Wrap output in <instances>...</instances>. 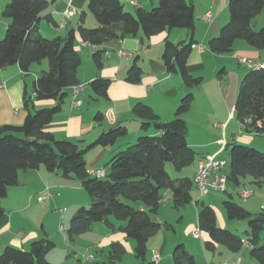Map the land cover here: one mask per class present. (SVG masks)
Returning <instances> with one entry per match:
<instances>
[{
	"label": "trees",
	"instance_id": "1",
	"mask_svg": "<svg viewBox=\"0 0 264 264\" xmlns=\"http://www.w3.org/2000/svg\"><path fill=\"white\" fill-rule=\"evenodd\" d=\"M229 20L216 37L208 41L210 53L220 55L232 52L236 41L264 50V24L257 30L251 26L264 9V0H229ZM86 14L96 22L95 27L85 26ZM8 20L4 37L0 40V69L17 65L27 75L31 66L46 60L47 70L41 71L32 83V96L24 93V109L27 114L21 126H0V220L3 217L1 201L7 189L17 184L18 173L43 167L48 172L59 171L66 179L77 180L91 200L89 208L80 207L74 213L66 230L67 239L89 231L94 223H103L111 229L109 219L124 223L120 229L126 239L134 241L136 259H144L147 243L162 228L172 230L168 224L160 225L151 216L157 212L161 191L171 193L173 207L178 209L191 200L193 181L188 178L173 179L167 173L166 163H171L176 172L192 165L194 150L186 142V123L182 116L188 112L193 95L188 92L180 101L175 117L161 122L152 109L137 103L132 115L140 121V135L134 144L119 151L107 164L104 179L88 173L85 154L95 146L108 147L125 136L124 127H113L100 134L85 149L75 142L56 140L47 127L61 112L72 87L78 85L77 72L81 58L75 50L76 36L94 48L92 61L96 69L102 68L104 50L97 49L109 41L125 37H136L139 33L145 40L170 29L191 30L194 22L192 0H157L150 10L137 8L126 12L120 0H88L86 12H82L76 30H70L65 37L46 38L37 30V24L44 18L52 24L45 0H10L1 12ZM191 43L177 47L165 40L162 62L168 73H178L183 85L192 89L201 84V78L192 77L187 70ZM142 75L136 62L127 71L125 81L138 84ZM109 81L93 80L89 87L96 99L107 100ZM54 101L50 108L36 109L34 102ZM234 116L242 132L255 136L264 135V65L246 69L240 82L234 102ZM94 120L100 123L103 114L97 112ZM152 128L158 135H146ZM249 177L264 190V153L253 148L231 144L229 146L228 185L235 189L242 179ZM222 206L228 220H246L249 232L245 240L230 231L218 228L215 212L209 206H201L197 214L199 231L209 237L204 243L207 251L222 246L231 253H237L246 245L249 257L256 264H264V215L250 214L227 195ZM198 202V201H197ZM54 248L47 239L31 243L28 251L7 246L0 253V264H50L46 255ZM126 250L123 244L113 242L109 253L122 256ZM173 264H195L194 257L182 244L172 253ZM109 264H116L110 261Z\"/></svg>",
	"mask_w": 264,
	"mask_h": 264
},
{
	"label": "crops",
	"instance_id": "2",
	"mask_svg": "<svg viewBox=\"0 0 264 264\" xmlns=\"http://www.w3.org/2000/svg\"><path fill=\"white\" fill-rule=\"evenodd\" d=\"M9 1L0 0V38L4 36L8 25V20L2 18L1 12ZM45 1L48 3V13L51 15L53 23L50 24L42 18L37 24V30L46 38H63L68 31L76 30L80 15L82 12H86L88 2V0ZM228 1L192 0L194 22L191 30L170 29L148 40H145L139 33L136 37H125L118 41H109L103 44L97 48L104 50L102 68L99 70L96 69L92 61L94 48L83 43L76 36L75 50L81 58L77 79L78 85L84 86L77 93L81 106L79 108L71 107V93H69L61 112L53 118L47 127V131L52 133L56 140L75 142L83 150L92 144L100 134L110 128L119 126L126 129L125 136L119 138L113 145L108 147L95 146L86 152L85 161L90 176L105 177L107 164L110 160L119 151L130 146L135 138L143 135L140 130V121L132 115V108L135 104L143 103L149 106L161 122H169L174 119L175 111L181 99L188 92L193 95V102L188 112L182 116V119L186 123V142L195 152L194 162L189 167H192L194 172L192 178H190L185 173L186 169H183L173 179L188 178L193 181L198 163L206 156L225 160L221 157V153L234 142L244 145L254 143L255 136L241 135L242 131L234 116L237 83L241 82L240 79L243 77L238 73H234L233 77H228L230 76L228 75V61L231 60V57H225L223 54H212L207 49L208 41L216 37L220 29L229 20ZM120 2L124 10L127 9L126 12L129 13L131 11L135 12L137 8L148 10L157 4V0H120ZM67 11L72 13L70 18L66 16ZM206 13L211 16L209 23L204 21ZM263 14L264 9L254 20H257ZM254 20H252L251 26L254 30H257L253 26ZM84 24L87 27L96 26V22L88 14H86ZM165 40L177 47L191 43L203 48L201 52L191 48L187 60L188 73L194 78H201L199 86L188 89L183 85L178 73L167 72L162 62ZM245 44L241 41L234 43L230 54H233L236 60L241 56L245 57L242 59L252 62L264 59L263 53H258ZM133 62H136L142 71L140 82L134 85L125 81L127 71ZM207 68H210L212 73L218 71L217 76L204 77ZM32 70L33 66H31L29 74ZM41 71H44V69ZM27 75H24L17 65L0 69V126L19 127L23 124L27 114L24 109V93L27 92L28 88ZM38 75L35 74V79ZM97 78L109 81L107 100L96 99L89 87V84ZM209 83L211 84L209 85ZM54 104V101L36 102L35 108H50ZM97 112L103 114V120L100 123L94 120ZM222 113H224V116H222ZM208 115H211V117L208 118ZM145 134L158 135L152 128L148 129ZM253 147L259 149L256 145ZM96 171H103V174L97 176L95 175ZM68 181L74 182L73 185H69ZM245 183H249L247 186L256 187V191L248 192L247 203L240 206L250 214L264 215V193L262 188L257 187L247 177L241 180L237 188L240 191L246 190ZM75 184L78 183L72 179L64 178L59 171L48 172L43 167L19 172L17 184L7 189V195L1 201L3 217L0 220V253L7 246L28 251L34 241L47 239L53 242V235L57 226L67 230L74 211L83 205L91 204L89 197H84V200L78 201L74 195L69 194L76 188H80L79 185ZM45 194L46 199L39 202L38 197ZM253 196L254 199H252ZM239 200L241 199L239 198ZM60 202H63L61 204L67 205L68 208L70 207V211L65 207L63 209L67 211L60 214L51 211V220L45 223L49 210L61 205ZM209 207L215 208V206ZM250 207L259 208L260 212L255 214L251 212L253 210ZM35 218L43 223L39 229L37 228V222H35V226L32 224ZM109 221L112 224L111 229L103 223H94L88 232L75 237L72 241H65V238L63 240L62 237L63 244L65 241V249L61 257L63 264H72L73 260H76L77 264H81L83 261L91 262L93 258L90 254L86 257L83 254L80 255V247L82 246L87 245L89 247L87 248L88 251H91L90 248L94 245L102 246L105 244L104 246H110L113 242L125 243L126 238L120 230L124 223L113 219H109ZM161 236L152 237L148 240V253L146 252L149 256L148 264H154L152 261L154 252H157L160 256L157 264L162 262L173 264L170 258H172L173 250L177 246L176 243L179 242L167 244V235L162 234ZM199 237L200 244L186 246L182 243L185 250L194 257L195 264H198L195 251L202 258L201 264H256L249 257L248 247L245 248V253H241L243 247L237 253H231L227 249H220L221 246H217L210 254L208 253L210 251L204 248V243L209 241L208 235L203 233V238L200 235ZM158 238H162L163 241ZM52 250L48 252L46 259L50 264H56L52 260L54 248ZM216 253L219 254L217 261L214 258ZM111 256H113V259L110 260H113V262L120 263L122 261V256ZM145 258L146 255L144 260L137 264H145Z\"/></svg>",
	"mask_w": 264,
	"mask_h": 264
},
{
	"label": "rangeland",
	"instance_id": "3",
	"mask_svg": "<svg viewBox=\"0 0 264 264\" xmlns=\"http://www.w3.org/2000/svg\"><path fill=\"white\" fill-rule=\"evenodd\" d=\"M148 10H150V9H148ZM131 13H134V11H131ZM89 16L92 17L90 14H89ZM263 24H264V14L259 16V18H257V20L253 21V26L256 29H259ZM3 37H1L0 40H2ZM241 43H245V42L241 41ZM250 49H254V48L250 47ZM254 50L257 51L258 53L264 54V50L262 52L260 50H257V49H254ZM223 55H225V57L226 56L231 57V60L228 61V67H229L228 75H230L228 77H233L234 73H238L239 75L241 74L243 77V72L245 73L246 69L239 64V62L235 59L234 55L230 54V53L223 54ZM241 58H245V57L241 56ZM47 67H48L47 61L44 60L41 65L40 64L33 65L32 72L29 75H27L28 88L26 91L30 97H33L31 94L32 93L31 91H32V83L35 80V74H39L42 69L46 70ZM206 70H207V72L205 73L204 77H216L217 76L218 71H216L215 73H212V70L210 68H207ZM241 79H240V81H241ZM210 84L211 83H209V85ZM239 84H240V82L237 83L238 87L236 90V94H237V91L239 88ZM31 100L34 102V106H35V104H36L35 100L33 98ZM222 116H224V113H222ZM210 117H211V115H208V118H210ZM234 121H235V119H234ZM241 135L242 136H249V137L255 136L253 134L246 133V132H241ZM255 137L256 138H255L254 143H248L247 145H244V144H239V143L237 144L234 142L233 144L253 148L259 152L264 153V135L255 136ZM136 140H137V138H135L133 143H131V144H134ZM255 145L259 149H256L255 147H253ZM221 157H223L226 160V166H225L224 172L227 173L229 170V148L224 150L221 153ZM165 167L167 168L166 169L167 173L170 175L171 178H174L175 176H178L180 174L179 172H176L174 170L171 163H166ZM189 167L185 168L186 169L185 173L187 174V176L192 178L194 169L192 167L191 168H189ZM247 178L251 179L249 177H247ZM102 179H104V177H102ZM74 181H76V183H78L75 185H79L80 188H76L77 191L76 190L71 191L69 194H71L72 196L74 195L75 199L78 201L84 200V197H89L87 195V193L84 191V189L81 187L80 182L77 180H74ZM68 183H69V185H73L74 182L68 181ZM245 184H246L245 186L247 188L246 189L247 192L256 191V187L247 186V185H249V183H245ZM232 190H233L231 192V194H232L231 201L232 202L239 204V205H243V204L247 203L246 200L245 201L239 200V197H238V194L240 192L239 188H235ZM262 192L264 193L263 189H262ZM227 199L228 198H227L226 194L212 193V192L203 196L202 198H200V195L198 194L197 189H196L195 185L193 184V187L191 190L190 202L185 204L184 206L178 208V209H175L173 207V204L171 201L170 191L166 190V189L162 190L161 191V201L158 205L157 212L155 215H152L151 218L154 222L159 223L161 225H163V224L170 225L172 227V230H165L164 228H162L161 231H159L153 237H162L161 235L165 234L168 237L167 244L168 243L172 244L174 242H179V243H176V245L183 243L186 246L200 244L201 243L200 237H196L195 232H199L197 214H198V211L201 209V206L203 205V206H212V207L215 206V208L213 210L215 212V220H216V225L218 226V228L230 231L233 234H235V235L239 236L240 238H243V240H245L247 237V233L250 230L249 226H248V222L246 220H228L227 219L225 210L222 206V201L227 200ZM252 199H254V196ZM62 201L64 202V200H62ZM196 201H198V202H196ZM63 202H60V204ZM65 202H71V201H65ZM89 206H90V203L86 206L83 205L81 207L87 209V208H89ZM63 207H65V209L67 208V210L70 211V207L68 208L67 205L61 204V205L55 207V209L49 210V214L46 216L47 220L45 221V223L51 220V213H50L51 211L56 212L57 214H60V213L67 211V210H64ZM250 209L253 210L251 212H254L255 214L260 212L259 208L255 209L253 207H250ZM75 211H74V213H75ZM183 211H185L184 215H183ZM33 217H35V216H33ZM36 218H35V220L32 221V224H33V226H35V222H37V224H38L37 228L39 229L41 224H43V223L37 221ZM201 233H199V235L202 236V238H203V233L202 234ZM62 237H63V240L65 238V241H69L67 239L66 229H62L59 226H57L56 232L53 235V238H54L53 242L55 243V247H54V252H53L54 254H52L53 255L52 260H54V262H56V264H63L61 257H62V252H64V249H65L64 248L65 241L63 244L62 243ZM260 238L264 239V229L260 233ZM158 239H161V241H163L162 238H158ZM158 241L160 242V240H158ZM122 244L124 245L126 252H125V254L122 255V261L120 263L114 261L116 264H137V263H141V261L144 260V259L140 260V259L135 258L134 241L133 240L126 239V242L122 243ZM104 245L105 244H103L102 246L101 245H94L92 248H90L91 251H88L87 248H89V247H87V245L80 247L81 248L80 255L83 254L86 257L90 254L93 258V260L91 262H84L83 261L81 264H109L111 261L110 259H113V256H111V254L109 253V245H106V246H104ZM246 247L247 246H243L241 253H245ZM128 248H130V249H128ZM173 248H172V250H173ZM194 249H195V247H194ZM220 249H225V248H223L221 246ZM148 250H149V245H148ZM172 250H171V252H172ZM76 251H78V250H76ZM195 252H196L195 254L197 256V263L201 264L202 258L198 255L199 253H197V251H195ZM208 253L211 254L212 252H208ZM218 256H219V254L216 253L215 257H214L215 261L218 260ZM116 257H121V256H116ZM241 257L243 258L242 254H241ZM148 261H149V256H148V254H146V258H145L144 263L148 264ZM170 261L172 262V258H170ZM72 264H77V261L73 260ZM161 264H164V263L162 262Z\"/></svg>",
	"mask_w": 264,
	"mask_h": 264
},
{
	"label": "built area",
	"instance_id": "4",
	"mask_svg": "<svg viewBox=\"0 0 264 264\" xmlns=\"http://www.w3.org/2000/svg\"><path fill=\"white\" fill-rule=\"evenodd\" d=\"M72 13L67 11L66 16L70 18ZM204 21L209 23L211 21V16L209 13L204 15ZM191 48L197 49L198 51H203V48L199 45H191ZM123 55V54H121ZM239 64L243 66L245 69L249 68H258L264 65V59H260L257 61H249L246 59L239 58L237 59ZM83 85H77L72 87L70 90L71 93V107L79 108L81 106L80 101L77 98V93L83 89ZM226 166V161L223 159H217L213 156H206L203 158L197 165V170L195 177L193 179V183L197 189L200 198L209 194V193H223V194H231L232 189L228 185L227 173L224 172ZM103 171H96L95 175H102ZM239 198L243 201L249 198V193L246 190H242L239 192ZM46 199V194L38 197V201L41 202ZM195 236L199 237V232H195ZM160 260V256L157 252L153 253L152 261L154 264H157Z\"/></svg>",
	"mask_w": 264,
	"mask_h": 264
}]
</instances>
